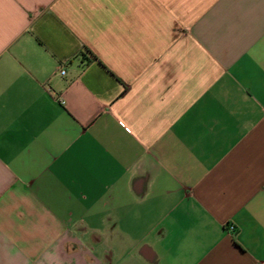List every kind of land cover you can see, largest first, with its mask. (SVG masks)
Segmentation results:
<instances>
[{"label": "crops", "instance_id": "1", "mask_svg": "<svg viewBox=\"0 0 264 264\" xmlns=\"http://www.w3.org/2000/svg\"><path fill=\"white\" fill-rule=\"evenodd\" d=\"M0 264H264V0H0Z\"/></svg>", "mask_w": 264, "mask_h": 264}, {"label": "built area", "instance_id": "2", "mask_svg": "<svg viewBox=\"0 0 264 264\" xmlns=\"http://www.w3.org/2000/svg\"><path fill=\"white\" fill-rule=\"evenodd\" d=\"M59 74H60V75H64V71H62V70L59 71ZM227 231H228L229 233H234V232H235V227H234L233 225H230V224H229V225L227 226Z\"/></svg>", "mask_w": 264, "mask_h": 264}]
</instances>
